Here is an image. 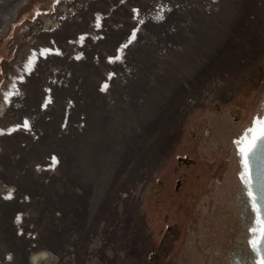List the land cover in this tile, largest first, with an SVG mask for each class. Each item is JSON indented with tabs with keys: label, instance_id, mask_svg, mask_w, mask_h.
<instances>
[{
	"label": "rangeland",
	"instance_id": "obj_1",
	"mask_svg": "<svg viewBox=\"0 0 264 264\" xmlns=\"http://www.w3.org/2000/svg\"><path fill=\"white\" fill-rule=\"evenodd\" d=\"M59 3L0 47V264H216L234 141L264 117V0Z\"/></svg>",
	"mask_w": 264,
	"mask_h": 264
},
{
	"label": "flooded vegetation",
	"instance_id": "obj_2",
	"mask_svg": "<svg viewBox=\"0 0 264 264\" xmlns=\"http://www.w3.org/2000/svg\"><path fill=\"white\" fill-rule=\"evenodd\" d=\"M61 0H0V47L4 39L11 32V28L18 22L32 21L30 18L35 10H45L50 6L59 7ZM36 17V16H35ZM37 16L36 18H38ZM246 194L244 195L245 204L242 205L241 231L236 238L232 248L216 264H256L257 256L251 250L248 241L254 235H258L257 213L253 211L252 203L248 195V187L242 183ZM257 228L253 233L251 229Z\"/></svg>",
	"mask_w": 264,
	"mask_h": 264
},
{
	"label": "snow or ice",
	"instance_id": "obj_3",
	"mask_svg": "<svg viewBox=\"0 0 264 264\" xmlns=\"http://www.w3.org/2000/svg\"><path fill=\"white\" fill-rule=\"evenodd\" d=\"M123 2V0H121ZM133 12H137V9H133ZM99 27V24H97ZM135 33H133L134 35ZM47 51V50H45ZM119 52V49L117 50ZM79 58V57H77ZM112 59H119V55L112 58L110 57V62ZM32 62L29 61V64ZM26 70H30L26 67ZM101 90L103 91L104 88L102 87ZM25 128L28 127L27 121L24 124ZM245 135L242 136L240 139L234 141L238 146H240V155H241V165L243 167V171L240 173V177L242 182L249 187V199L252 203L253 211L257 212V225H258V235H254L252 239L248 241L251 250L256 254L257 261L256 264H264V218L260 217L259 209L257 208L256 204V197L253 195L250 185L251 180L249 176V164L248 158L253 153V150L257 147L258 142L264 139V117H254L251 121V124L248 128L245 129ZM53 160L55 158L53 157ZM10 198V197H8ZM19 220V217H17ZM253 233L257 232V228L251 229Z\"/></svg>",
	"mask_w": 264,
	"mask_h": 264
},
{
	"label": "water",
	"instance_id": "obj_4",
	"mask_svg": "<svg viewBox=\"0 0 264 264\" xmlns=\"http://www.w3.org/2000/svg\"><path fill=\"white\" fill-rule=\"evenodd\" d=\"M248 164L251 180L250 188L253 195L256 197L259 215L264 218V139L258 142L257 147L249 156Z\"/></svg>",
	"mask_w": 264,
	"mask_h": 264
},
{
	"label": "bare ground",
	"instance_id": "obj_5",
	"mask_svg": "<svg viewBox=\"0 0 264 264\" xmlns=\"http://www.w3.org/2000/svg\"><path fill=\"white\" fill-rule=\"evenodd\" d=\"M3 114V109H0V118H1V115ZM44 257L43 255H38V256H35L32 260H33V264H39V260ZM42 263V262H41Z\"/></svg>",
	"mask_w": 264,
	"mask_h": 264
}]
</instances>
